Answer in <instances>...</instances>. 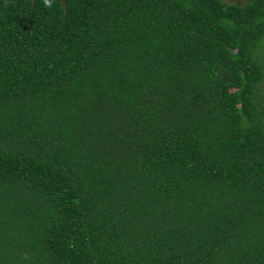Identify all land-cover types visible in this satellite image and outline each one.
<instances>
[{
    "label": "trees",
    "instance_id": "obj_1",
    "mask_svg": "<svg viewBox=\"0 0 264 264\" xmlns=\"http://www.w3.org/2000/svg\"><path fill=\"white\" fill-rule=\"evenodd\" d=\"M0 264H264V0H0Z\"/></svg>",
    "mask_w": 264,
    "mask_h": 264
},
{
    "label": "rangeland",
    "instance_id": "obj_2",
    "mask_svg": "<svg viewBox=\"0 0 264 264\" xmlns=\"http://www.w3.org/2000/svg\"><path fill=\"white\" fill-rule=\"evenodd\" d=\"M221 2H224V3H240L242 2L243 0H219Z\"/></svg>",
    "mask_w": 264,
    "mask_h": 264
},
{
    "label": "clouds",
    "instance_id": "obj_3",
    "mask_svg": "<svg viewBox=\"0 0 264 264\" xmlns=\"http://www.w3.org/2000/svg\"><path fill=\"white\" fill-rule=\"evenodd\" d=\"M44 4L47 7H51V0H44Z\"/></svg>",
    "mask_w": 264,
    "mask_h": 264
}]
</instances>
